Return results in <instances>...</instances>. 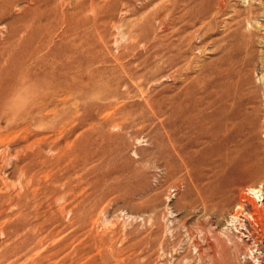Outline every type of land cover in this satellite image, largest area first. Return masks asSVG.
<instances>
[{
  "label": "rangeland",
  "instance_id": "374dc122",
  "mask_svg": "<svg viewBox=\"0 0 264 264\" xmlns=\"http://www.w3.org/2000/svg\"><path fill=\"white\" fill-rule=\"evenodd\" d=\"M234 63L264 145V0H0V264H264Z\"/></svg>",
  "mask_w": 264,
  "mask_h": 264
},
{
  "label": "bare ground",
  "instance_id": "6f19581e",
  "mask_svg": "<svg viewBox=\"0 0 264 264\" xmlns=\"http://www.w3.org/2000/svg\"><path fill=\"white\" fill-rule=\"evenodd\" d=\"M221 11H223V10L221 9ZM247 23H248V21H247ZM208 24H210V23H208ZM218 41H219V39H218ZM216 43H217V40H216ZM234 64H233L234 66L232 67V69H229L227 71V73L225 72L224 78H221V81H222L221 83L223 84V90H222L221 94L219 96H214V93H212V92L209 93V94H213L211 96V106H212V108H214V111H215L214 115H216L215 117L221 116L225 120L224 127H225L227 133H224L225 137H226V138H224V140H225L226 147L231 146L232 144L235 143L236 144L235 146H237V148L240 151L248 152V150H249V151H251V155H249V156L251 158H253L254 160H258V158H260L264 155V145H262V144L254 145L253 144L254 141L256 140V137H257L256 132H255V128H256L255 127L256 126L255 117L257 116V113L259 112L258 106L262 102V98H261V94H260V88L258 86H251L248 83V81L245 78H243V76H242L243 64H241V65H239L237 63H234ZM33 85H36V84H33ZM40 85H42V84H40ZM40 87H42V86H40ZM30 93H32V92H30ZM190 121L192 122V120H190ZM244 131H246V132H244ZM231 133L235 134L234 139L230 138ZM242 136H245L244 140H239L238 138L242 137ZM253 163H257V161L256 162L254 161ZM255 191H257V190H255ZM218 198L221 199V197H218ZM258 200L259 201L254 200V199L249 200L248 197L246 198L245 196H242V194H241L239 196L237 206L239 208L238 210H240V209L242 210V208H244L243 202H245L246 205L248 206L247 208L242 210V212L243 211L245 212L243 217L248 221L249 224L253 225L254 227L257 226V228H259L261 230V235L259 236L260 237L259 240L262 244L263 254H264V209H263V203L260 200V195L258 197ZM227 201L228 200L227 199L225 200V198H224L223 201L221 200V203L219 201V203L221 205L218 203L213 204L210 207V210H218L219 207L225 205V203ZM258 207H260V208H258ZM237 215H235V216L237 217ZM254 231H257V230H254ZM256 233L258 234V232H256ZM257 237H254L255 242L257 241L256 240ZM257 244H258V242H257ZM216 255H217V253H216Z\"/></svg>",
  "mask_w": 264,
  "mask_h": 264
}]
</instances>
